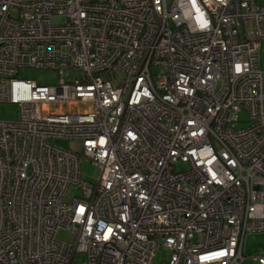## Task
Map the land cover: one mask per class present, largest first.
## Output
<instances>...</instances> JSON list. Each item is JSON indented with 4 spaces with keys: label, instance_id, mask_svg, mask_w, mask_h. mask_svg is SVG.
I'll list each match as a JSON object with an SVG mask.
<instances>
[{
    "label": "built area",
    "instance_id": "2783aa9c",
    "mask_svg": "<svg viewBox=\"0 0 264 264\" xmlns=\"http://www.w3.org/2000/svg\"><path fill=\"white\" fill-rule=\"evenodd\" d=\"M261 41L259 0H0V264H242L264 231Z\"/></svg>",
    "mask_w": 264,
    "mask_h": 264
},
{
    "label": "rangeland",
    "instance_id": "374dc122",
    "mask_svg": "<svg viewBox=\"0 0 264 264\" xmlns=\"http://www.w3.org/2000/svg\"><path fill=\"white\" fill-rule=\"evenodd\" d=\"M264 2V0H259ZM55 22H61L63 19L60 17H54ZM259 53L262 59H264V41H261L259 47ZM19 77L33 79L39 84H54L57 81V74L54 71L48 70H36L27 67H22L19 70ZM18 117L17 105L10 103L0 104V119L3 120H16ZM240 119L247 121V114L245 112L240 113ZM247 125L242 123L239 126ZM52 142L56 145L79 151L80 146L77 141H70L66 139L55 138ZM80 177L81 179L94 183L98 177V168L87 157L80 154ZM75 195H79L75 186H71L65 195V201H70ZM57 238L64 240L69 236L64 231L57 232ZM264 253V231L252 232L245 234L242 244V255L245 258L242 264H256L252 258L258 254ZM75 260L83 262L85 260L84 254L75 255ZM152 264H165L164 256L160 251H156Z\"/></svg>",
    "mask_w": 264,
    "mask_h": 264
}]
</instances>
